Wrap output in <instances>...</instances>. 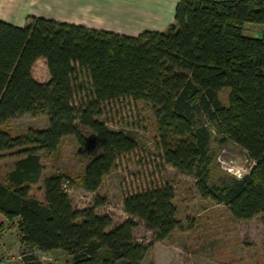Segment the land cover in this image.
I'll return each instance as SVG.
<instances>
[{"label": "trees", "instance_id": "1", "mask_svg": "<svg viewBox=\"0 0 264 264\" xmlns=\"http://www.w3.org/2000/svg\"><path fill=\"white\" fill-rule=\"evenodd\" d=\"M247 24L262 25V34L246 35ZM40 59L46 60L47 83L33 76ZM80 72L87 73L91 92L77 104L73 79ZM225 89L227 104L219 96ZM123 98L149 105L163 163L195 175L204 198L225 204L236 220L264 215V0H179L166 32L137 37L42 17H30L24 27L0 20V161L5 153L16 158L0 183V236L15 222L20 247L29 252L61 250L73 264H142L149 246L134 240L135 219L159 242L179 228L170 186L127 195L130 218L114 225L95 212L104 203L99 198L92 208L74 209L65 188L69 176L43 179L39 153H55L72 136L91 155L81 185L99 190L117 160L136 149L135 140L99 120L104 104ZM39 114L48 117L46 129L17 136L2 129ZM213 134L222 145L232 141L247 152L254 162L248 174L211 183ZM39 183L37 197L32 192ZM21 257L33 259L26 251Z\"/></svg>", "mask_w": 264, "mask_h": 264}, {"label": "rangeland", "instance_id": "2", "mask_svg": "<svg viewBox=\"0 0 264 264\" xmlns=\"http://www.w3.org/2000/svg\"><path fill=\"white\" fill-rule=\"evenodd\" d=\"M244 32L246 35L258 36L262 34L263 26L247 24ZM33 76L40 83L50 80L45 60L35 64ZM73 85L79 93L76 94L77 104L89 98L91 84L87 73L80 72L73 79ZM228 94V89L219 94L224 104L228 103ZM200 118L210 127L205 117ZM99 120L111 130L122 132L135 140L136 149L117 160L96 193L85 191L81 185V178L91 155L80 149L74 137H65L55 153H39L44 166L43 179L54 174L70 177V181L65 182V188L74 209L92 208L95 206V199L99 198L104 203L96 207L95 212L100 216L110 217L114 225H120L130 218L123 206L127 195L170 186L175 192L173 203L177 209L179 228L168 239L159 242L145 222L135 219L134 240L149 246L142 264H264V215H258L249 221L234 219L225 204H217L199 193L195 175L180 173L164 164L157 145L156 121L149 105L123 98L104 104ZM47 127L48 117L39 114L19 117L2 129L17 136L29 129L42 130ZM82 130L89 138H95L88 129L83 127ZM220 140L219 134L211 137V183L221 184L241 179L249 173L254 162L234 142L228 141L222 145ZM7 154L0 161L1 184L6 183V174L13 168L16 160ZM41 184L34 187V196H41L37 192ZM9 229L12 231L11 239L8 240L11 249L0 252L1 263L10 260L9 264H73L72 257L61 250L29 252L18 247L17 223L8 226L7 230ZM24 251L28 255L31 253V262L22 259Z\"/></svg>", "mask_w": 264, "mask_h": 264}, {"label": "crops", "instance_id": "3", "mask_svg": "<svg viewBox=\"0 0 264 264\" xmlns=\"http://www.w3.org/2000/svg\"><path fill=\"white\" fill-rule=\"evenodd\" d=\"M178 1L0 0V20L24 27L30 22V17H42L59 23L137 37L145 31L166 32L175 22ZM42 60L44 59L38 60L36 64ZM4 222L5 217L0 213V226ZM5 231L0 236V252L11 249L8 240L11 239L12 231ZM16 242L19 247L18 230Z\"/></svg>", "mask_w": 264, "mask_h": 264}, {"label": "built area", "instance_id": "4", "mask_svg": "<svg viewBox=\"0 0 264 264\" xmlns=\"http://www.w3.org/2000/svg\"><path fill=\"white\" fill-rule=\"evenodd\" d=\"M9 262H10V260H5L4 263L3 262L2 263L0 262V264H9Z\"/></svg>", "mask_w": 264, "mask_h": 264}]
</instances>
